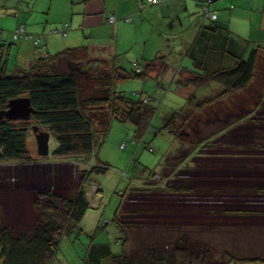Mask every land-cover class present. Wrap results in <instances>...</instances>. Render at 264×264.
<instances>
[{"label":"trees","instance_id":"trees-1","mask_svg":"<svg viewBox=\"0 0 264 264\" xmlns=\"http://www.w3.org/2000/svg\"><path fill=\"white\" fill-rule=\"evenodd\" d=\"M166 1L159 5L166 4ZM151 5L158 4L145 3L142 7L139 4V8ZM208 5V1L202 4V19L215 21L216 13L215 19L204 13L205 6L209 10ZM21 24L26 28L25 23L18 26ZM16 28L11 32L12 36ZM204 28L206 31L198 37L196 43L205 44V48L200 55L191 56L196 71L181 81L195 89L188 94L185 104L163 116L161 126L156 129L157 132L164 131L173 139L192 146L189 154L179 160H170L174 151L168 152L162 170L169 169L171 174L183 164L184 157L186 161L187 156L195 154L199 146H210L213 134L201 129L198 121L197 126H194V119L203 120L195 115L210 104L218 102L219 98L223 99L248 86L262 56L257 49L250 50L245 57L235 52L237 37L231 35L226 28L223 29L224 34L218 31L220 27L214 22L204 25ZM26 31L30 34L29 37L13 38L35 39L38 51L27 67L17 65L9 70L8 57L0 46V109H6L13 98L27 96L34 112L29 121L0 119V162L25 160L29 156L27 139L34 124L49 130L55 138L56 145L50 153L53 156L89 160L94 154L96 158L83 165L81 176L73 185L72 194L38 191L33 201V207L39 213L34 227H13L0 214V264H55L62 240L78 237L82 231L81 220L91 206L87 196L89 180L93 174L106 172L108 169V164L98 157L97 148L101 144L102 136L110 128L112 119L131 121L136 126V135L141 138L155 114L156 108L150 103L151 96L130 97L116 89V82L143 78L157 64L165 66L166 61L164 56L156 57L146 64L132 62L131 68H127L120 65L115 57L103 58L92 54L87 45L51 53L39 47L42 37L40 34L30 33L27 28ZM2 32L3 29H0V39ZM218 41L219 44L222 43L221 48L228 54V59H233L232 63L225 64L220 61L217 65V59L214 65L215 58L209 54V50L218 49ZM209 59H213V62ZM137 66L140 67L139 71L136 70ZM212 83H217L221 88L218 94L214 97H199L197 90ZM91 88L93 90L88 93ZM189 127L196 128L195 134L188 132ZM227 146L240 148L244 145L231 142ZM162 170H149L142 184L131 186L128 193L149 197L153 194L158 196L204 191L216 194L227 189L220 186L166 185L169 176ZM255 190L264 193V186ZM125 195V191H122V200L113 218L120 230L118 240L122 244V250L114 252L108 243H90V261H99L101 258V264H228L229 261L240 260L264 262L263 252L255 255L251 252L244 255L226 252L223 259L214 260L211 246L202 236L182 228L181 224L173 225L169 222L165 226L164 222L152 221L158 215H163V212H166L164 215H170L179 211L161 207H130L126 205ZM148 215L150 218L142 221ZM103 224L105 223H100ZM95 253L98 254L96 259Z\"/></svg>","mask_w":264,"mask_h":264},{"label":"rangeland","instance_id":"rangeland-1","mask_svg":"<svg viewBox=\"0 0 264 264\" xmlns=\"http://www.w3.org/2000/svg\"><path fill=\"white\" fill-rule=\"evenodd\" d=\"M35 1L0 0V29L7 32V27L17 24L19 13L25 14L27 19L28 16L36 18L37 14L31 15L27 9L19 12L16 10L21 9L24 3L33 5ZM54 14L53 9L42 13L41 18L46 20ZM30 39L35 41L32 37ZM51 46L49 44L47 50L55 53ZM123 54L129 55L128 52ZM121 56L127 60V57ZM11 60L15 63V58ZM122 64L131 68L129 61ZM8 68L12 70V63ZM256 74L260 84H264V54ZM115 87L130 97L151 96L150 103L156 108L155 114L141 138L136 135V126L131 121L112 119L110 128L102 136L97 148L98 157L108 164V169L93 174L89 180L87 196L91 206L81 220L82 231L78 237L62 240L55 264H60L66 258L71 264L72 261L85 264L84 261H90L88 248L93 242H106L114 252L122 250L118 240L120 230L113 221L122 200V191L127 194V206L161 207L179 211L170 215H164L166 212H163V215H158L152 221L164 222L165 226L169 222L173 225L181 224L182 228L202 236L211 246L214 260L223 259L226 252L243 255L250 252L254 255L264 253V193L255 190L264 186V105H253L251 83L240 92L219 98L218 102L195 115L203 120L194 119V126H197L198 121L201 129L213 134L210 146H199L195 154L187 156L186 161L184 157L183 164L172 174L169 169L162 170L168 152L174 151L170 160H179L189 154L192 146L173 139L164 131L157 132L156 129L161 126L167 112L185 104V96L188 95L179 91L176 85L169 87L168 84L163 89L150 77L122 79L116 82ZM220 90L218 86L205 90L206 94L201 89L197 92L202 93L199 92V97H214ZM195 127H189L188 132L195 134ZM231 142L244 146H227ZM27 145L29 156L25 160L0 162V214L13 227H34L39 213L33 207V201L38 191L72 194L73 185L79 180L83 165L96 158L94 154L89 160L55 157L52 154L41 156L32 130ZM55 145L52 136L50 149L53 150ZM149 170L164 171L169 176L166 185L220 186L227 189L216 194L204 191L158 196L153 194L149 197L130 195V187L141 185ZM96 201L97 205L92 204ZM149 218V215L145 216L142 221ZM101 222L105 224L100 225ZM132 235L130 237L134 238Z\"/></svg>","mask_w":264,"mask_h":264},{"label":"crops","instance_id":"crops-1","mask_svg":"<svg viewBox=\"0 0 264 264\" xmlns=\"http://www.w3.org/2000/svg\"><path fill=\"white\" fill-rule=\"evenodd\" d=\"M141 1L143 0H36L33 5L24 3L20 6L21 9L16 10L19 12L27 9L29 14L37 16L34 19L28 16L27 19L25 14L19 13L17 24L7 27V32L3 30L0 46L8 57L7 66L12 63V70L17 65L27 67L38 51L32 39L13 38L11 32L20 23H25L30 33L42 36L39 47L46 50L49 44L55 52L87 45L92 54L103 58L115 57L122 66V62L129 61L131 64L139 61L146 64L156 57L164 56L165 66L157 64L147 76L140 78H153L163 89L168 84L169 87L176 85L185 95L195 89L181 81L196 71L191 56L200 55L205 48V44L196 43L198 37L206 31L203 29L204 25L214 22L220 27L218 31L224 34L223 29L226 28L231 35H235V52L241 56L248 55L252 49H257L259 55L264 54V0H167L166 4L140 9ZM207 1L209 10L217 14L215 21L202 19V4ZM4 7L7 8L5 5ZM53 9V17L46 20L41 18L42 13ZM111 15H115V22L109 21ZM208 45L211 46L210 43ZM217 46L218 49L209 50V54L215 58L214 65L217 59V65L220 61L232 63L233 59H228V54L221 48L222 43L219 44L218 41ZM127 52L129 55L123 54ZM121 55L127 57V60ZM12 57L15 58V63L12 62ZM258 78L255 73L250 82L254 95L253 105H264V84H260ZM218 86L217 83H212L201 91L206 94L205 90ZM65 239L69 240L71 237ZM94 255V259L98 258L97 253ZM66 259L60 261V264H71ZM84 262L101 264L102 259ZM231 263L264 262L230 261L228 264ZM72 264H81V261H72Z\"/></svg>","mask_w":264,"mask_h":264},{"label":"water","instance_id":"water-1","mask_svg":"<svg viewBox=\"0 0 264 264\" xmlns=\"http://www.w3.org/2000/svg\"><path fill=\"white\" fill-rule=\"evenodd\" d=\"M33 112L34 109L29 97H17L8 102V107L6 109H0V119L7 118L10 120L29 121ZM32 130L35 135L38 153L41 156H48L51 153V132L41 128L38 124H34Z\"/></svg>","mask_w":264,"mask_h":264},{"label":"built area","instance_id":"built-area-1","mask_svg":"<svg viewBox=\"0 0 264 264\" xmlns=\"http://www.w3.org/2000/svg\"><path fill=\"white\" fill-rule=\"evenodd\" d=\"M163 2H165V0H145V2H141L140 3V7H142L145 3H156V4H161V3H163ZM204 13H206V14H209V16L212 18V19H215L216 18V14L215 13H213V12H210L209 10H208V7L207 6H205V8H204ZM127 19H129V18H127ZM115 20H116V17H115V15H111L110 17H109V21H111V22H115ZM68 26V25H67ZM63 34L65 35L66 34V30L65 31H63ZM29 33L26 31V28H25V26L23 25V24H21V25H19L17 28H16V30L14 31V38L16 39V38H24V37H29ZM37 40H38V38H37ZM136 70L137 71H139L140 70V67L139 66H137L136 67ZM144 98H146V96L144 95ZM146 100V99H145ZM122 146H124V144L122 145ZM97 201L96 202H94V203H92V204H94V205H97Z\"/></svg>","mask_w":264,"mask_h":264},{"label":"clouds","instance_id":"clouds-1","mask_svg":"<svg viewBox=\"0 0 264 264\" xmlns=\"http://www.w3.org/2000/svg\"><path fill=\"white\" fill-rule=\"evenodd\" d=\"M51 152H53V150H51Z\"/></svg>","mask_w":264,"mask_h":264}]
</instances>
